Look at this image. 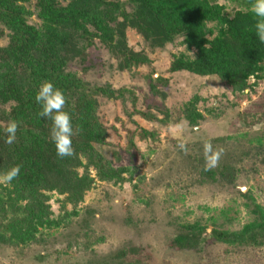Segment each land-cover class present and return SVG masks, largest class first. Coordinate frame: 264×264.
<instances>
[{"label": "trees", "instance_id": "obj_1", "mask_svg": "<svg viewBox=\"0 0 264 264\" xmlns=\"http://www.w3.org/2000/svg\"><path fill=\"white\" fill-rule=\"evenodd\" d=\"M26 1L0 0V29L7 38V43L0 46V172L20 167V174L10 184H0L1 246L22 252V248L42 242L39 228L59 226L61 220L52 218L51 193L62 196V205H70V213L76 214L85 192L96 187L95 182L121 185L128 180L124 173L129 169L114 165L121 160L120 151L114 147L109 155L108 127L98 113L100 97L119 101L135 126L134 115L165 126L182 118L195 132L190 140L177 139L186 147V151L177 148L187 158L182 156L187 161L191 184L224 182L235 187L239 169L234 163L252 151L259 152L258 146L238 152L235 148L234 152L218 143L224 137L208 140L202 133L204 142H210L213 150L221 153L217 167L204 171L205 143L194 139L202 132L194 128L204 119L198 104L205 99L197 91L205 86L204 80H212L223 86L222 96L229 92L244 96L253 88L250 77L264 78V43L255 34V19L248 10L251 0H36L32 9L23 4ZM32 15L37 22L30 21ZM128 29L135 30L151 52L163 50L167 44L183 48L171 55L168 68L172 73L186 74L194 87L179 115L156 104L155 96L163 100L167 96L166 79L148 78L142 109L136 105L133 90L86 80L74 69L73 65H85L87 49L96 40L117 60L118 71L151 67L146 51L128 44ZM44 81H51L65 94V110L71 116L74 132L71 157H57L50 138L51 122L37 115L40 106L34 97ZM153 108L162 116L158 117ZM204 110L214 114L215 108ZM234 114L235 119L241 116L237 111ZM10 120L18 124L11 145L5 143L2 132ZM138 129L142 139L158 140L155 130ZM129 145H133L131 137ZM236 191L245 199L243 205L251 220L238 230L213 227L208 241L237 248L264 246V208L249 193ZM85 212L81 216L87 226L83 235L92 244L96 238L90 240L93 230L88 222L96 210L87 208ZM208 222L196 218L180 224L169 247L202 251ZM92 264L144 263L137 249H121Z\"/></svg>", "mask_w": 264, "mask_h": 264}, {"label": "rangeland", "instance_id": "obj_2", "mask_svg": "<svg viewBox=\"0 0 264 264\" xmlns=\"http://www.w3.org/2000/svg\"><path fill=\"white\" fill-rule=\"evenodd\" d=\"M35 1L28 0L23 4L32 9ZM30 21L37 22V19L32 15ZM126 35L128 44L135 50L146 51L152 60L151 67L118 71L117 60L96 40L95 45L87 49L85 65H73L74 69L86 80L110 82L114 88L124 86L133 90L136 105L142 109L145 108L143 96L148 78L166 79L167 96L164 100L155 96L156 104L159 107L163 104L174 115H179L182 103L194 93V87L186 74L172 73L168 68L171 55L183 48L167 44L163 50L151 52L135 30L128 29ZM6 43L7 38L0 29V46ZM203 83L205 86L197 92L205 99L198 104L204 119L194 128L202 132L194 139L205 143L202 133L208 140L224 137L218 143L224 148H233L234 152L235 148L238 152L258 146L259 152L252 151L250 156L234 163L239 169L235 187L224 182L191 184L187 158L177 148L178 138L190 140L195 134L185 120L180 118L179 122L165 126L134 115L135 126L129 122L119 101L100 97L98 113L108 127L109 155L114 147L120 151L121 160L114 165L129 169L124 173L128 180L121 185L95 182L96 187L85 192L76 214L70 213V205H62V196L51 193L52 218L61 220L59 226L39 228L38 237L42 242L24 247L22 252L0 245V264H92L121 249H137L144 264H264V246L237 248L208 241L213 227L238 230L251 220L243 205L245 199L236 189L249 193L264 208V78L250 77L253 88L245 91L244 96L230 92L222 96L223 86L219 87L212 80ZM157 86L160 88L161 84L157 83ZM207 107H214V114L206 113L204 108ZM153 110L158 117L162 116ZM236 111L241 114L238 119L234 118ZM139 127L155 130L158 140L142 139ZM130 137L132 146L129 145ZM87 208L96 210L94 218L88 222L93 230L90 240L96 238L92 244L83 235L87 226L81 216L87 214ZM196 218L209 221L202 251H180L169 247L168 242L179 225Z\"/></svg>", "mask_w": 264, "mask_h": 264}, {"label": "clouds", "instance_id": "obj_3", "mask_svg": "<svg viewBox=\"0 0 264 264\" xmlns=\"http://www.w3.org/2000/svg\"><path fill=\"white\" fill-rule=\"evenodd\" d=\"M255 19L254 29L259 42L264 43V0H251L249 9ZM35 102L40 106L37 115L49 120L50 138L55 147L56 155L60 158L73 155L72 137L74 135L70 114L65 110V94L56 88L51 81L42 82L35 94ZM18 124L10 120L2 129L5 143L11 145L16 139ZM182 151H186L184 143L178 144ZM220 151L213 150L210 142L204 145V171L216 168L220 159ZM20 174L19 165L12 166L0 172V184H10Z\"/></svg>", "mask_w": 264, "mask_h": 264}]
</instances>
